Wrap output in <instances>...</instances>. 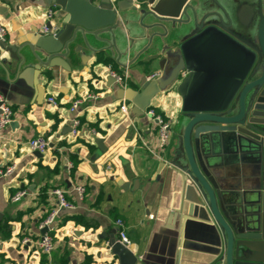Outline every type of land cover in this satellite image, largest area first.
I'll list each match as a JSON object with an SVG mask.
<instances>
[{
    "label": "crops",
    "instance_id": "0c3cea01",
    "mask_svg": "<svg viewBox=\"0 0 264 264\" xmlns=\"http://www.w3.org/2000/svg\"><path fill=\"white\" fill-rule=\"evenodd\" d=\"M45 1L0 0L10 43L30 26L48 20L49 9L54 10L49 20L53 26L59 24L54 18L59 8ZM120 14L127 20L133 15L130 11ZM128 28L127 34L115 31L110 45L91 35L90 48L81 38L75 40L65 58L70 70L62 66L46 69L38 76L35 92L9 82L0 66V93L13 110L10 124L0 132V167L15 164L12 174L0 178V264H118L109 250L110 238L118 235L117 219L143 264H217L222 240L217 226L212 220L188 217L181 211L182 173L170 162L176 129L161 158L155 157L138 136L154 145V122L145 113L134 114L129 100L128 114L119 109L122 87L111 78L107 66L128 72L127 87L138 91L140 78L159 75L165 58L159 38L153 37L150 43L142 36L157 29L147 31L135 21ZM101 36L111 38L109 33ZM1 58L11 61L6 51L0 52ZM76 98L83 102L77 109L78 132L72 137L75 114L69 106ZM180 107L181 98L172 86L152 97L149 105L174 122ZM38 136L48 142L43 152L28 144ZM234 139L226 132H213L203 136L200 148L228 215L241 224H251L258 221L259 207L254 203L249 157ZM79 184L85 189L82 199L72 190ZM56 187L68 191L66 198L74 208L58 210L50 232L54 249L44 254L37 246L39 225L57 208L49 193ZM18 190H25L26 195L11 201ZM25 237L30 241L22 244Z\"/></svg>",
    "mask_w": 264,
    "mask_h": 264
},
{
    "label": "water",
    "instance_id": "95a60500",
    "mask_svg": "<svg viewBox=\"0 0 264 264\" xmlns=\"http://www.w3.org/2000/svg\"><path fill=\"white\" fill-rule=\"evenodd\" d=\"M45 2L59 8L54 33L43 30L53 27L46 20L30 26L14 43L0 39V52H8L11 60L0 59L7 80L35 92L38 76L46 69L70 70L65 58L78 38L90 48L89 35L110 45L115 31L129 33L130 21L147 31L157 29L142 36L150 43L159 38L165 54L162 72L153 79L142 76L138 91L121 88L120 98L129 100L133 113L141 115L152 97L175 88L181 107L170 162L182 173L181 211L217 226L222 238L217 264H264V0ZM124 11L132 12L131 20L120 14ZM145 18L151 22L145 24ZM104 33L111 38L101 36ZM213 132L232 135L249 157L254 203L259 207L256 222L241 224L228 215L200 148L203 136ZM46 231L41 229V235ZM109 250L118 264H143L133 245L124 246L115 235Z\"/></svg>",
    "mask_w": 264,
    "mask_h": 264
},
{
    "label": "built area",
    "instance_id": "2783aa9c",
    "mask_svg": "<svg viewBox=\"0 0 264 264\" xmlns=\"http://www.w3.org/2000/svg\"><path fill=\"white\" fill-rule=\"evenodd\" d=\"M53 12L54 10L49 9L46 14V19L49 20ZM43 30L46 33H54V31L56 30V26H53L50 30L47 29L45 26H43ZM7 32H8L7 25L4 22L3 17L0 15V39H5ZM107 68L109 71V75L114 80V82L119 84L122 88H126L127 82H128V72L125 71V72L119 73L116 70H114L110 65H108ZM156 76H157L156 74H153V75L148 76L147 79H153ZM89 97L95 99L97 98V94H90ZM48 102L52 104L53 106L56 105V102L53 97H49ZM82 102H83L82 98H76L71 102L69 106V111L75 114L72 119L71 129H70V135L72 137H75L78 132L80 121L78 119L77 109ZM119 109L122 113L128 114V107L126 104V99L122 98ZM144 113L148 118H150L154 122L157 128L156 129V132H157L156 142L154 145H152L148 141L143 140L140 134H138V136L142 140L143 147L148 152H150L155 157L161 158V153L164 151V149L166 148L170 140V136L172 134L171 123H173L174 120L172 119L169 120L165 118L163 115H161L160 113H157L154 109L149 108V107L145 110ZM12 116H13V110H12L11 104L7 101L5 96L2 93H0V132H2L10 124L12 120ZM28 144L32 150L38 151V152H43L44 150L48 148V142L43 136H38V137L30 139L28 141ZM68 165L69 167H71L70 164ZM14 169H15V164H8V165H4L0 167V178L6 177L12 174ZM72 190L75 192V194L77 195L79 199H82L84 195V191H85L83 185L81 184L75 185L72 188ZM49 193L51 194V196L55 198L57 202V208H54L50 212H48V214L42 219L39 225L40 229H43L44 227L47 228V231L43 235H40L37 241V246H38L39 251L44 254H50L51 251L54 249V241H53V237L50 234V232L51 230H53L56 224V217L58 214V210L61 208H65V209L74 208L73 204L69 202L66 198V194H68V191L62 188L56 187V188H52L49 191ZM25 195H26L25 190H18L11 197V201L17 202ZM116 226L118 227V235L116 237L117 241L126 247L129 246L130 240L127 237L123 228H121L122 221L120 219L116 220ZM29 241L30 239L28 237H25L21 243L26 244ZM81 264H85V263H81Z\"/></svg>",
    "mask_w": 264,
    "mask_h": 264
},
{
    "label": "rangeland",
    "instance_id": "374dc122",
    "mask_svg": "<svg viewBox=\"0 0 264 264\" xmlns=\"http://www.w3.org/2000/svg\"><path fill=\"white\" fill-rule=\"evenodd\" d=\"M175 117L177 118V114L175 115ZM166 118L169 119V120L172 119V117H170V116H167ZM176 124H177V119H175V122L171 123V131H172V134H173L174 130L176 129ZM170 142L172 143V141H170Z\"/></svg>",
    "mask_w": 264,
    "mask_h": 264
},
{
    "label": "trees",
    "instance_id": "16d2710c",
    "mask_svg": "<svg viewBox=\"0 0 264 264\" xmlns=\"http://www.w3.org/2000/svg\"><path fill=\"white\" fill-rule=\"evenodd\" d=\"M110 66H111L113 69H115V68L113 67V65H110ZM75 162H76V161H74V164H75ZM44 197H45L44 194L41 193V194H40V198H41V199H44ZM75 219L77 220L78 218H75Z\"/></svg>",
    "mask_w": 264,
    "mask_h": 264
}]
</instances>
